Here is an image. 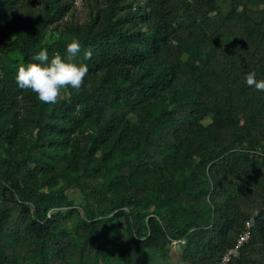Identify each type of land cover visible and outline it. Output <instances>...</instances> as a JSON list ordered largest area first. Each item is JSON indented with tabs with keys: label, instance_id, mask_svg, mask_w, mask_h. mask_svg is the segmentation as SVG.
<instances>
[{
	"label": "trees",
	"instance_id": "trees-1",
	"mask_svg": "<svg viewBox=\"0 0 264 264\" xmlns=\"http://www.w3.org/2000/svg\"><path fill=\"white\" fill-rule=\"evenodd\" d=\"M52 6L27 15L24 0H0V264H209L248 220L227 264H264V92L244 79H264V0L226 12L217 0H108L46 43L66 2ZM45 48L49 62L88 66L81 91L66 86L53 105L15 80ZM191 163L174 184L172 168ZM72 185L84 218L69 230Z\"/></svg>",
	"mask_w": 264,
	"mask_h": 264
},
{
	"label": "rangeland",
	"instance_id": "rangeland-1",
	"mask_svg": "<svg viewBox=\"0 0 264 264\" xmlns=\"http://www.w3.org/2000/svg\"><path fill=\"white\" fill-rule=\"evenodd\" d=\"M61 2H66L65 14L62 16H54L52 21H49V29L45 35V42L51 43L59 38L70 39L74 34L73 27L77 25H81L84 22L90 21L94 19L100 10L108 5V0H60ZM139 1V0H138ZM218 4L221 8L226 12L230 7V0H217ZM25 8L21 10L25 12L24 14H36V13H45L46 11L51 10L52 0H24ZM142 3V1H141ZM55 8L54 6H52ZM20 11V10H19ZM20 11V13H22ZM52 12V11H51ZM26 19V18H23ZM7 41V39H0V44ZM68 94L67 87L65 86L62 89V95L66 96ZM162 105V104H161ZM133 120H135V116H131ZM211 120L210 117H206L204 121L208 123ZM36 132V131H35ZM34 132V133H35ZM194 165L185 164L182 166H178L172 168L170 173L171 178L173 179L174 184L178 185L182 182L186 175L190 174ZM66 182L63 179H59L52 186H48L45 188H59L61 186H65ZM69 197L73 202V207L76 209V213L66 218V225L69 230H73L74 226L81 222L84 218V211L82 208V203L84 202V195L81 192V189L78 186L72 185L67 190ZM66 207H62L58 210H65ZM123 225L124 223L121 222ZM185 239H178L172 241L173 251L179 253L183 245L185 244Z\"/></svg>",
	"mask_w": 264,
	"mask_h": 264
},
{
	"label": "clouds",
	"instance_id": "clouds-1",
	"mask_svg": "<svg viewBox=\"0 0 264 264\" xmlns=\"http://www.w3.org/2000/svg\"><path fill=\"white\" fill-rule=\"evenodd\" d=\"M81 47V42L73 38L67 44L66 50L70 57H74L81 51ZM84 55L86 59H91V49L86 50ZM33 59L39 63L28 62L21 65L15 80L19 88L34 92L40 102L50 105L57 104L65 86L70 87L76 93L84 87L83 81L88 74L86 64L77 65L65 62L59 53L55 54L49 62L46 48L39 51ZM244 79L247 86L264 92V79L257 80L255 71L248 72ZM257 215H259V210L253 213V217Z\"/></svg>",
	"mask_w": 264,
	"mask_h": 264
},
{
	"label": "built area",
	"instance_id": "built-area-1",
	"mask_svg": "<svg viewBox=\"0 0 264 264\" xmlns=\"http://www.w3.org/2000/svg\"><path fill=\"white\" fill-rule=\"evenodd\" d=\"M251 234V221H246L245 224V229L239 233V235L237 236L236 242L234 245H232L222 256L221 259L214 261L212 263L209 264H227L230 259L232 258L233 255H235L239 249L241 248V246L248 241L249 237Z\"/></svg>",
	"mask_w": 264,
	"mask_h": 264
}]
</instances>
